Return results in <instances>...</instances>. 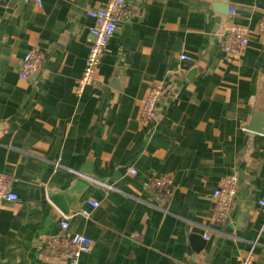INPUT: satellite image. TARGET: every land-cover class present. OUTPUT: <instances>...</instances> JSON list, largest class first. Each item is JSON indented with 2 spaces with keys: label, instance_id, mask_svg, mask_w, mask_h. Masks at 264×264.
Here are the masks:
<instances>
[{
  "label": "crops",
  "instance_id": "obj_1",
  "mask_svg": "<svg viewBox=\"0 0 264 264\" xmlns=\"http://www.w3.org/2000/svg\"><path fill=\"white\" fill-rule=\"evenodd\" d=\"M107 1L0 0V174L18 197L0 201V264H67L38 252L64 216L68 234L91 241L78 264H238L251 250L264 264V0H124L95 82L77 96L87 11ZM233 24L248 45L231 57ZM30 50L41 66L22 80ZM153 85L162 97L145 123ZM157 176L169 194L147 189ZM227 176L234 203L213 224Z\"/></svg>",
  "mask_w": 264,
  "mask_h": 264
},
{
  "label": "built area",
  "instance_id": "obj_2",
  "mask_svg": "<svg viewBox=\"0 0 264 264\" xmlns=\"http://www.w3.org/2000/svg\"><path fill=\"white\" fill-rule=\"evenodd\" d=\"M39 3V2H38ZM125 11L124 0H108L104 7L87 11V16L94 21L93 27L89 30L88 53L84 62L83 71L76 85V94L81 96L86 87L92 86L101 57L106 51L109 40L116 33L119 21L123 18ZM235 11L229 10V16L233 17ZM259 31L264 34V19L262 20ZM248 45L247 30L241 26L230 25L225 35L222 50L227 56H238ZM181 61H190L189 56L182 54L179 56ZM41 55L36 50L28 51L19 62V78L26 80L35 73L41 66ZM162 97V88L157 85L151 86L140 108V118L143 122H153L157 118V105ZM58 167V164H55ZM134 175V170H129ZM12 178L0 174V201L17 202L18 197L10 191ZM171 179L168 176H157L152 178L147 189L150 191H163L169 194ZM237 178L227 176L224 178L212 194L213 212L211 222L213 224H223L231 211L236 195ZM86 204L96 209L99 204L96 201L88 200ZM259 206L264 207V201L258 202ZM79 214L89 217V213L80 210ZM69 218H63L59 224V232L46 239L38 249L39 256L50 258L67 264H78L83 255H87L91 249V241L84 235L68 234L67 230ZM259 235H264V221L259 229ZM208 237L205 236V240ZM254 257L252 250L238 260V264H253Z\"/></svg>",
  "mask_w": 264,
  "mask_h": 264
},
{
  "label": "water",
  "instance_id": "obj_3",
  "mask_svg": "<svg viewBox=\"0 0 264 264\" xmlns=\"http://www.w3.org/2000/svg\"><path fill=\"white\" fill-rule=\"evenodd\" d=\"M4 1H7V0H4ZM261 134H263L264 135V132L263 133H261ZM88 179V181H90V182H93L94 183V185L93 186H95V185H104L103 183H101V182H99V181H97V180H93V179H89V178H87ZM55 200H59V198L57 197V198H55ZM65 211V210H64ZM68 212H66V214H67ZM63 218H69V216H64Z\"/></svg>",
  "mask_w": 264,
  "mask_h": 264
}]
</instances>
